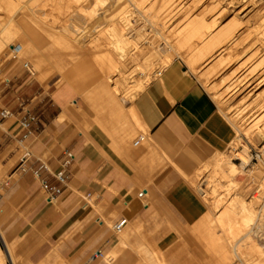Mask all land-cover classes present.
Returning <instances> with one entry per match:
<instances>
[{
  "label": "crops",
  "instance_id": "1",
  "mask_svg": "<svg viewBox=\"0 0 264 264\" xmlns=\"http://www.w3.org/2000/svg\"><path fill=\"white\" fill-rule=\"evenodd\" d=\"M44 58L36 65L39 74L49 68V64L61 74L70 67L57 53L46 52ZM10 83H5L0 92ZM19 90L17 88L12 94L7 92L1 98L2 107L10 108L11 116L0 124L14 118L2 137L20 141V137L10 135L16 123L28 115H35L37 119L30 124V134L22 142L30 140L37 152L49 154L46 159L33 152L28 159L21 158L18 166L24 169L17 166L12 175L19 174L20 178L14 180L13 188L0 201L3 207L0 214L4 215L11 211V202L17 197L24 200L21 211L25 216L16 225L17 238L22 239L19 244H29L32 240L29 233L37 229L48 235L43 241L38 238L37 252L44 254L61 249L65 264H70V259L83 258L95 245H99L103 256L93 264H108L103 261L106 250L110 252L109 264L114 263L115 253H120L125 264H143L153 253L148 246L173 254L176 246L182 244L176 231L195 224L206 210L184 175L195 173L212 152L225 150L235 138L233 126L203 85L185 67L174 62L128 104L129 107L133 104L145 125L149 146H140L141 141L135 144L127 140L136 127L126 114L118 119L112 109L110 116L115 118L94 116L91 122L80 114L77 116L71 107L78 103L77 93L67 83L48 90L28 83L21 94H17ZM24 93L29 94L27 103ZM125 118L124 121L132 125L122 120ZM65 149L71 150L76 159L66 170L67 187L49 201L40 179L58 184L53 174L61 168L60 158ZM42 164L47 169L42 167L39 178H35L32 171ZM181 170L185 174L181 172V175ZM71 184L89 200L95 196L94 205H75V190ZM147 197L150 203L144 202ZM97 207L103 209L102 215L97 214ZM93 213L97 214L94 218ZM113 214L118 215L115 222L127 218L125 228L131 223L123 241H118L115 233L105 235L107 221L103 217ZM1 217L3 240L1 237L0 240L13 263L7 250L10 246L7 236L15 246L16 242L9 232L5 233ZM138 227L140 231L136 232ZM75 228L77 234L71 236ZM146 228L157 231L148 233ZM0 249L3 251L1 246ZM3 253L0 264H6Z\"/></svg>",
  "mask_w": 264,
  "mask_h": 264
},
{
  "label": "bare ground",
  "instance_id": "2",
  "mask_svg": "<svg viewBox=\"0 0 264 264\" xmlns=\"http://www.w3.org/2000/svg\"><path fill=\"white\" fill-rule=\"evenodd\" d=\"M3 1L6 3L8 0ZM51 1L52 2L50 5H52L51 8L53 9L51 10L53 13L55 11L62 13L63 9L66 11L68 10V12L70 11L69 8L71 6L63 4V1L61 2L58 0L62 4L58 1L56 2V0ZM201 1L202 0H87L88 3L91 2L93 4L91 5L90 3L93 8L90 6L91 8L89 7V9L86 11H84L82 8L81 10L90 15L89 19L92 20L94 18L93 16H97V18L99 17L100 22L101 20H105L104 22L102 21L103 23L109 22V24L102 23L101 26L104 25L103 27H99V24L98 26L96 25L97 28L99 27L98 29H96L94 26L95 34H97L93 37L91 34H89V31L85 30L88 25L87 19L85 24L82 21L84 26L82 24L81 26L76 25V22L78 21L74 22V20H72L75 24L72 23L70 17H67L70 19L67 22L71 21V24L68 23L69 25L65 24L62 20L57 19V16L53 19V21H50L48 17L50 13L48 14L44 8L39 9L33 6L31 8L32 17L30 19L25 17L21 18L20 26H22V28H26L25 32H27V36L26 38H22L19 41L16 40L18 31H16V29L12 30L13 24H11L10 21L3 22L0 18V52L4 51L7 47L10 49V52H13V41L22 46L27 42L28 47L24 49L26 46L24 45L21 53H15V55L21 56V54L27 55L30 53V56H32L31 60L33 59L31 62L35 63L34 65H37L38 62H43L45 60V54H42L43 52L40 51L39 47H41L43 43H45L46 47L47 43L41 39V37L37 36V34L34 32V29H37V32L39 30L41 33L48 30L49 32H46L45 34H51L52 38L57 43L62 45V47L64 46L63 48L68 47L69 49L68 51L66 50L67 52L70 50L68 56H70L71 59L69 60L73 62L70 64L67 72L63 73L66 77L65 80L69 81L68 79L79 77L83 80H92L90 82L95 83L102 80L111 82V92L114 96H117L119 102L117 106L114 104L115 107L113 105L112 108L115 110V114H117L118 119L120 117H124L126 114L128 115L127 117L133 120H130L131 122L139 124L138 127L142 126L146 133L147 129L145 125L142 124V121L133 104L130 107L127 106V110L125 109L126 107L123 105L122 101L123 99L127 100V98H132L134 100L143 90L146 89L149 80H151L155 74L160 75L161 72H163L169 65L172 64V58L182 57L188 68L194 71H203L202 73L200 72V78L202 79L201 81L209 86L214 97L219 101L221 107H224L225 110H227L229 113H232V115L229 114V116H233L236 130L241 131L243 128L246 132H249L256 129V131L258 130V132L264 138V111L258 113L259 108L264 105V88H261L260 85L261 82L264 81V41L263 46L261 45V47H257L259 45L255 44L258 41L262 42L264 39V32L260 31L264 26V18L261 20L262 27L259 28V31H257L254 36V32L252 33V36L255 37L254 40L248 43L246 42L248 35L243 37L245 30L241 31L247 26L248 23L244 25L242 24L243 26H241L239 25L240 22L238 20L237 22L234 20L226 25L221 21H217L219 17H216V19L214 18L212 23H207L202 18L201 20L194 17L195 13L193 15V12H191V8L193 7L192 4ZM257 1L207 0V3L203 2L202 4H198L199 6L201 5L200 8L203 7V10L208 9L209 6H211L212 9H216L218 7L216 15H220L222 12L224 13L227 8V3L230 2V4L233 5L231 8L236 11L237 16H241V14L244 13L246 14L245 17H247L254 11L256 5L253 6L252 4L257 3ZM0 2L2 1L0 0ZM251 5L252 7H250ZM131 7L132 9H130ZM200 8L199 11H202ZM85 13L83 14L81 11L79 13L78 11L72 10L71 16L75 14L80 17L79 19L85 20ZM78 16L76 18H78ZM243 18V16L240 17L242 21ZM210 19H213V17ZM140 20H142L143 24L148 26L147 29L143 26L140 27ZM97 23H99V20ZM251 26L250 28H252ZM43 36L45 37V35ZM48 40H50V38ZM51 44L57 47L56 43L52 42ZM57 48L59 49V47ZM49 49H51V54L56 53L53 47ZM259 51L262 52L261 56H257L260 53ZM63 52H61V54ZM139 52L142 53L141 58L143 59V62L141 63V59H139L136 64L130 67L131 65H129V62L131 61L129 59L131 55L136 56V54ZM247 53H251L249 57H247L251 60L254 59L253 63H255L260 58L261 59L255 63L256 65L254 66L251 65L250 67L246 68L245 64V67H241L242 65L240 63V59H242L244 54L247 55ZM165 55L170 56V58L165 57ZM58 56L62 57L60 54H58ZM23 57L26 58V56ZM75 57L77 58L75 59ZM160 58L164 59L163 63H159ZM78 63L80 65L85 64V69L79 75L77 73L76 75L74 73V69ZM242 68L243 71H240ZM62 78H64L63 75ZM84 87L86 88V85ZM259 97H261V100H263L262 105L259 104L261 103ZM124 110H127L128 112L125 111V113ZM122 120L126 121V118ZM127 121H129L128 118ZM247 121H249L247 123L248 125L246 124L248 127L244 126L241 128V126ZM250 122L253 123L251 124ZM123 128H125V126ZM134 132L135 131L133 130L132 133ZM130 137L134 138L132 134ZM238 137L239 134H236L235 138H237V140ZM129 139L130 138H127V140ZM259 153L264 154V144L259 147ZM225 154L226 153H221L217 158H212V161L214 160L212 168L214 173L212 171L213 174H209L208 178V182L211 183L210 185L212 186L208 192V195H210L208 197L211 198L208 199L210 200L209 202L211 203L210 205L212 208H209V210H211L208 212V207L206 204L207 202L202 200L205 204L206 210L203 213V216H200L201 218L199 222H203V225H205L204 227L207 233L206 236H208L209 240L211 238L210 241L213 244H216V241H218V239L220 240L222 237L221 236L217 238L214 235V228L216 226H220L221 230L223 231L227 227L228 231L225 233L226 236L229 235L232 238H235V243L227 241V243H220L221 245H219L220 248L218 247V249H216V246L210 247L214 253L216 252L217 254L219 252L218 255L220 258L217 255L219 264H229L230 262H233L235 256L243 264H264V242H261L259 239L262 237V235H264V232L261 230L264 225V212H262L264 211V205L261 207L259 212L256 210L257 206L256 208L254 206L255 201L257 199L260 200L257 191L261 190H253L254 192H251L252 198L249 200L247 198L245 199L241 193L232 188L235 184L231 183L241 182V180L238 182L237 179H235V175L241 171H244V166L250 162V156L247 154L245 149L240 150L235 147L233 151V158L241 160V164H238L233 162L232 159ZM257 166L259 167L260 165ZM257 166L254 165V167L249 169V175L251 173L253 174L254 171L258 169ZM197 170V173H199V169ZM259 170H261V168ZM263 171L264 167L261 171L264 176ZM181 172L182 170L180 171V174ZM193 174L194 172H192V174L189 176L192 177V179H196L198 176L196 173V176ZM217 174H221L222 176ZM189 176L187 175V177ZM204 177L205 175L203 176V179H206V177ZM227 177L229 179H225ZM224 179L226 181L228 180L225 184L224 182L226 181ZM230 179L231 182L229 181ZM263 179L264 178H262V180ZM261 182L263 183V181ZM237 185L238 184H236V186ZM258 187L263 188V186ZM220 189L226 190L225 195H231L232 198H216L215 193L220 192ZM232 189H234L233 193ZM220 195L221 194H219V196ZM260 196L263 197L262 195ZM199 198L201 199V197ZM200 208L202 209L203 207ZM255 220L257 221V229L255 230L252 228H247L251 223H255ZM135 231L139 232V227ZM254 234H258V239L254 238ZM217 244H219V242ZM207 245H209V243H207ZM7 250L10 254H12L11 247L9 245L7 246ZM139 251L140 250H136L135 252ZM3 254V251L0 249V261L3 260ZM160 254L161 255L159 258L161 257V264H171L163 252H160ZM173 264L184 263L178 259V261H175Z\"/></svg>",
  "mask_w": 264,
  "mask_h": 264
},
{
  "label": "rangeland",
  "instance_id": "3",
  "mask_svg": "<svg viewBox=\"0 0 264 264\" xmlns=\"http://www.w3.org/2000/svg\"><path fill=\"white\" fill-rule=\"evenodd\" d=\"M1 1L2 2H0V18L2 19L3 22H9L10 21L11 24H13L12 30L16 29V31H18V34H19V35L17 34V36H16V40H18V41L20 39H22V38L23 39L26 38V36H27L26 35L27 32H25L26 28H24V27L22 28V26H20V22H21V18L22 17H25L27 19H30L32 17L31 8L33 6L39 8V9L40 8L41 9L44 8L48 12V14L50 13L49 16H48L50 21H53V19L57 16V19L62 20L65 24H68V23L71 24V21L74 20V22L78 21V22H76V25H80L81 26V24H82L84 26V24L86 22V19H87L88 25L85 28V30L89 31V34H91L92 37L97 34V33L95 34L94 26L96 27V25L98 26V24L100 25L99 27H103L104 26V25L103 26H101V25H102V23L105 20H101V22H100V19H99V17L97 18V16L96 17L93 16L95 18V20H94V18L92 20H90L89 19L90 15L88 13L86 14L84 12V11L88 10L91 5H93L91 2L88 3L87 0H60L61 2L63 1V4L71 6L69 8V10H70L69 12H68V10L66 11L65 9H63L62 13H60L59 11L58 12L55 11L54 13L52 12L51 9H53V8H51L52 5H50V3L52 2L51 0H22V1H20V0H8L6 3H4L5 1H3V0H1ZM57 1L58 0H56V2ZM60 1H58V2L61 3ZM255 1H257V0H255ZM56 2H54V3H56ZM203 2L207 3V0H202L201 2H197V3L195 2V4H192L193 7L194 6L197 7V8L194 7L196 9V11H195V9L193 7H192L193 9L191 8V12H193L192 14L194 15V13H195L194 17H196L198 19L202 18L207 23H212L214 21V18L216 19V17L217 18L219 17L217 21H221L223 24H226V25H228L230 22H232L234 20H235V22H237V20H238L240 22V23L239 22L238 23L241 26H243L244 24L248 23L247 26L241 30V31L245 30V32H244L245 34L243 33L244 34L243 37L248 35L247 36L248 39L246 38L247 41L245 40L248 43H250V42H252L254 40V38H255V37H253L254 34L257 31H259V28L262 27L261 20L264 18V0L263 1L259 0V1H257V3H255V4L253 3L252 4L253 6H255V5L256 6H255L254 11L251 14H249V16L245 17L246 14L242 13L241 16L244 17L243 21L240 19L241 16H237L236 15V11H234L231 8V7H233V5H231L230 2L227 3V8L224 11V13L223 12L221 13L222 15L221 14L220 15H216L218 7L216 9H212V7L209 6V8L206 9V10H203V7L200 8L201 5L199 6V4L200 3L202 4ZM90 3H91V5H90ZM24 4H25V6H24ZM61 4H59V5H61ZM125 4H127V3H125ZM77 5H79V6H77ZM221 5H223V4H221ZM252 5L250 7H252ZM5 6H6V8H5ZM198 7L200 9H202V11H199ZM81 8L84 11L81 10ZM130 9H132V7ZM211 9L213 10V12H212ZM72 10L78 11L79 13L81 11L83 14L85 13V20L79 19L80 17L78 15H75V14L72 15L73 17H75V18H73L71 16V11ZM197 14H199V15H197ZM206 15L209 16L210 18L213 17V19H210ZM77 16H78V18H76ZM67 17L68 18L70 17L71 21L67 22L68 20H70ZM78 19L81 20V21H79ZM251 19H252V21H251ZM98 20H99V23H97ZM82 21L84 22V24H83ZM74 22L72 21V23H74ZM80 22H82V23H80ZM89 24L92 27H90ZM103 24H109V22H106V23H103ZM139 25H140V27L143 26L146 29L148 28V26L146 24H143L142 20L139 21ZM250 26L252 28H250ZM87 28H89V29H87ZM90 28H92V29H90ZM98 28L96 27V29H98ZM233 28H231V29H233ZM260 31L264 32V26H263V28ZM34 32L37 34V36L41 37V39H43L47 43L46 47H45V43H43V45L41 47H39L40 51L43 52L42 54H45L46 52H51V49H49V48L53 47L54 51L57 54H60V55H62V57L65 58L66 66L70 65L73 62V61L69 60V59H71L70 56H68L70 50H69V52H67L69 48L68 47L67 48H63L64 46L62 47V45L57 43L52 38L51 34H45L46 32H49L48 30L46 32H43L44 34L39 32V30H38V32H39L38 33L37 29H34ZM252 33H253V36H252ZM42 34L45 35V37ZM23 35H25V36H23ZM48 37L50 38V40L52 42L56 43L57 47H59L61 52L64 51L62 54H61L60 50L55 45L51 44L52 42L50 40H48L49 39ZM250 38H252V39H250ZM263 41H264V39L262 40V42L258 41L255 44L259 45L257 47H261V45L263 46ZM14 44H15V42L13 41L12 46ZM24 45H26V46L24 47ZM24 45L22 46V45L19 44L20 48L18 49V51L10 52L9 51L10 49L7 47L4 51L0 52V60H1V62H0V91L4 87L7 79H10V82H11L10 85L8 87H6V89H4L3 92H0V108L2 107L1 98L5 95V93L9 92V93L12 94V93H14L15 90H17V88H20V90L18 91L17 94H21L28 83H30V84L32 83V86H43L46 90L50 89L51 87H59L63 83H67L77 93L75 95V98H76V100H78V103L71 105V107L75 110V113H76L77 116L80 114L83 117V119H86L87 122H91L94 116H99V117H104V118L109 116V118H111V119L116 117V116H113V115L110 116V114H113V113H111L113 105L115 104L117 106V104H119L117 96H114L112 94V92H111V85H112L111 82H107L105 80H102L100 82H96L95 83V82H90L92 80H83V79H81L79 77H74L72 79H68L69 81H66L65 80L66 79L65 74H61V73H59L57 71L55 72V70L51 67L50 64H49V68L43 70V72L41 74H39L36 65H34L35 63L31 62V61H33V59L31 60L32 56H30L31 55L30 53H28L27 55H22L21 54V56L15 55V53H21V51L23 50V47H24V49L28 47V43L27 42ZM51 45H53V46H51ZM260 53L257 56H261L262 52H260ZM250 54L251 53H247V55L244 54L242 56V59H240V63L242 65L241 67H245L246 66V68H248L251 65L254 66V65H256L255 63H257L261 59L260 58L255 63H253L254 59L251 60L250 58H248ZM6 55L8 56V58H7ZM23 56H26V58L23 57ZM141 57H142V53L141 52L137 53L136 56L131 55V57L129 59L131 61V62H129V65H131L130 67H132L134 64H136L139 61V59H141V63H142L143 59ZM165 57L170 58V56H168V55H165ZM243 57H244V59H243ZM245 57L247 58V60H246ZM29 58H30V60H29ZM76 58L77 57H75V59ZM75 59H72V60H75ZM241 60H243V61H241ZM163 61H164V59L160 58L159 63H163ZM245 61H246V63H245ZM174 62H176L178 64H181L183 67H185V69L188 70L203 85V87L207 90V92L211 95L213 100L216 102L220 112L227 118V120L233 126L234 131H235V136H236V134H239L238 140H237V138H234L232 140V142L229 144V146L224 150V152L222 150V151H219V152L218 151H214V152L211 153L210 158L207 159L198 168L199 169V173H197L198 170L195 172L196 175L198 176L196 179H194V178L192 179V177H190V176H189L190 178L185 176L187 181H188V183L193 187V189L196 192H198L197 194L201 197V199L203 201L207 202L206 204H207L208 212H209L211 210V209L209 210V208H212V206L210 205L211 203L209 202L210 201L209 199H211V198L208 197V196H210V195H208V192L210 191V189H211L210 187H212V186L210 185L211 183L208 182L209 181L208 178H209V174L211 175V174L214 173V171L212 169L214 160L212 161V158L213 159L217 158L221 153H223V154L226 153L225 155H227L229 158H231L233 162L241 164L240 163L241 160H239V159L237 160V159L233 158V151H234L235 147H237L240 150H244L245 149L247 151V154L250 156V162H249V164L244 166V168H245V169L243 168L244 171H241V172L237 173V175H235L236 176L235 179H237L238 182L241 180V182L240 183H237V182L234 183V182H231V179L229 181L232 184H235V185H233L232 188L236 189V191L241 193V195H243L245 197V199L247 198V199L250 200L252 198L251 197L252 196L251 192L253 190H255V189L261 190V191H257V193L259 194L258 197H259L260 200L257 199L255 201V205H254L255 208L257 206L256 210H257V212H259V210H261V207H263V205H264L263 204L264 203V200H263L264 199V179L262 180V178H264V176H263V174L261 172L263 170V167H264V154L259 153V147H261L264 144V138L258 132V130L256 131V129H254L252 131H249V132H246L242 128V127L246 126V124L249 121L245 122L241 126V128H242L241 131L236 130V126H234L235 125V120L233 119V116L232 117L229 116V114L232 115V113H229L227 110H225L224 107H221L219 101L214 97V95H213L212 91L210 90L209 86L206 83H204L203 81H201L202 79L200 78V76H201V73L203 71H200V70L194 71V70H191L190 68H188L186 66V64L184 62V59L182 57L172 58V63H174ZM25 64H28V66H30V71L26 67H24ZM84 65L85 64L80 65L78 63L75 66L74 73L75 74L77 73L79 75L81 72H83L84 69H85ZM246 68H244V69H246ZM64 70H66V69H64ZM240 71H243V68H242V70L240 69ZM62 75L64 76V78H62ZM158 76H159L158 74H155L151 78V80H149L147 86L152 81H154ZM78 79H80V80H78ZM85 85H86V88L84 87ZM87 85H88V87H87ZM260 85H261V88H264V81H262ZM90 86H92V87H90ZM81 92H83V93H81ZM23 96L26 99L25 102L27 103L29 101L28 100L29 94L28 93H24ZM132 100H133L132 98H127V100L123 99L122 103L126 107V106H128L129 103L132 102ZM259 100L261 101V103H259V104L262 105L263 100H261V97H259ZM115 105H114V107H115ZM263 111H264V105L259 108V112L258 113H261ZM13 120H14V118H10L5 124H0V164L2 165V166L0 165V201L2 199L6 198L7 192H9V190H11L13 188L14 180H19V178H20L19 174H15L14 176H12V175L16 171L18 163L21 160L23 155H25L27 152L30 151V152H33L36 156H38V157H40L42 159H46L49 156V154L46 153L45 151L37 152L33 148V146L30 145V140L29 141H25V142H20V141H15V140L12 141V140L3 138L2 137L3 133L6 131L7 127L12 123ZM250 123L252 124L253 122H250ZM134 125H135V127L137 126L136 127L137 131L134 132L135 134L134 133L132 134V136L134 138L129 137L130 141H132V143H134L140 136H143V139L141 140L139 145L140 146H149L150 143H149V139H148L146 131L142 128V126L138 127L139 124L134 123ZM246 127H248V126H246ZM236 131H238V132H236ZM254 165H256V166L260 165L259 167L261 168V170H259L260 168L257 166L258 169H256L253 174L251 173L249 175L248 171H249V169L254 167ZM203 169H205L206 171L203 170ZM212 171H213V173H212ZM195 173L193 175H195ZM258 173H261V174H258ZM263 173H264V171H263ZM204 175H205L207 180L203 179ZM217 175L222 176L221 174H217ZM256 175H258V176H256ZM256 178H257V180H256ZM225 179H229V178L227 177ZM189 180H190L191 183L189 182ZM227 181L224 182V184L227 183ZM259 181L260 182L263 181V183L262 182L260 183ZM259 183L262 184V185H260ZM236 184H238V185L236 186ZM235 186H236V188H235ZM258 186H261V187L263 186V188H260ZM71 188H73L75 190V196L73 198V203L75 205L81 206V205H83L85 203L90 204V205H94L95 196H93V198L91 200H89L88 198H86L83 195V193L78 192L74 185L71 184ZM234 189H232V193L234 192ZM220 192H216L215 193L216 198H220V197H225L226 198L227 197L226 199H230L229 197H231V195H228V194L225 195L226 194V190L220 189ZM242 193H244V194H242ZM219 194H221V195L219 196ZM260 195H262L263 197H261ZM144 202L150 203L149 198L147 197L144 200ZM23 204H24V200H22L21 197H17L13 202H11V211L8 214H4V215L0 214V216H2L1 217L2 218L1 226L3 227L5 233L7 234V232H9V235L11 237H13V240L16 242V246H15L13 244V242L10 240V238H8V236H7V240L10 243V247H11V251H12V254H11V257H12V260H13V263H12V261L8 257V254H7L6 250H5L6 246L4 248V246L2 245V242L0 240V246L3 249V251L5 252V255H6V258H5L6 264H65V261H64L65 258L61 254V249L55 250V251L51 250V251H48V252H46L44 254H40L39 252H37V249H38V246H39L37 244L38 240L40 239V241H43L44 239H46L48 237V235L46 233L39 232L37 229H34V230L31 231V233H29V237L32 238V240H31V242H29V244H25V245L19 244L22 239L17 238L18 237V233H19V229L16 227V225H17V222L19 221V219H21V218H23L25 216V213L21 211L22 210L21 207H22ZM0 208H3L1 204H0ZM102 210L103 209L101 207H97L96 208L97 214L102 215L101 214ZM262 212H264V211H262ZM97 214L93 213V218ZM117 217H118V215H116V214H113V215H111V216H109L107 218L103 217V220L107 221V223L105 225V229L107 230V233L105 234L106 236L112 235L114 233L113 230H112V227H113V224L115 223V219ZM199 220L197 221L198 223L196 222L195 224H193L190 227L187 226V228L182 229L181 231H176V235H178L180 237V241L182 242L181 245L176 246V249H177L176 251H179L178 253H176V251L175 252L173 251V254L168 255L172 251L164 252L162 250L160 251L159 249H156V250L153 249L154 246H148L149 248H151L150 251L153 252L154 254L150 252L151 253L150 259H148V260L145 259V261H143V264H146L145 262H148L147 264H161V261H160L161 257L159 258V256L161 255L160 252L161 253L163 252L169 258V262L171 264H173L175 261H178V259H179V261L181 260V262L184 263V264H215V263L219 264L218 263V257H217L219 252L217 254H216V252L214 253V251H212L210 247L211 246H216V249H218V247L220 248L219 245H221L222 243H227V241H231V242L235 243V238H232L229 235L226 236L225 233L228 231L227 227L223 231V230H221L220 226H218V227L216 226L214 228V235L217 238H219L221 236L222 237L220 238V240L218 239V241H216V244L218 242H219V244H217V245L213 244L210 241L211 238L209 240L208 236H206L207 233H206V230H205V227H204L205 225H203V222L200 223ZM254 222L255 223H251L249 225V227H247V228H252V229L256 230L257 229V221L255 220ZM253 225H255V226H253ZM130 227H131V223H129L128 228H125V229H123L122 232L116 234V237H117L118 241H123L122 237H124V235L126 234L127 230H129ZM77 230L78 229L75 228L73 230V233H72L71 236L77 234ZM145 230L148 233H150L151 231H153V232L157 231L155 229L149 230L147 228ZM145 230H143V231H145ZM261 230L264 232V225L261 228ZM170 235L173 236L174 234L171 232ZM257 235L258 234H254L253 235L255 239H258ZM0 237H1V234H0ZM1 239H2V237H1ZM259 239H260L261 242H264V235H262V237L259 238ZM207 243H209V245H207ZM98 247H99V245L93 246L91 251H90V253H88L86 256H84L81 259H78L76 261L73 260V259H70V261H71L70 264H83V263L87 262V260L90 257V255L95 250H97ZM15 249H17L18 251L17 250L15 251ZM22 249H25V250L22 251ZM119 254L117 255L115 253V255H114V263L113 264H125V261H122L120 259L121 256L119 257ZM219 258H220V256H219ZM233 258H234V255H233ZM109 259H110V252H109V250H106L103 261H105V262H107L109 264ZM174 259H177V260L174 261ZM159 261H160V263H159ZM91 264H93V263H91ZM229 264H243V263L240 260H238L237 257L235 256L233 262H230Z\"/></svg>",
  "mask_w": 264,
  "mask_h": 264
},
{
  "label": "built area",
  "instance_id": "4",
  "mask_svg": "<svg viewBox=\"0 0 264 264\" xmlns=\"http://www.w3.org/2000/svg\"><path fill=\"white\" fill-rule=\"evenodd\" d=\"M14 51H18L19 44L15 43L12 46ZM24 67H26L29 71H30V66H28L27 64L24 65ZM10 79L6 80V83H9ZM9 116H11V109L8 107H1L0 108V123L5 120L6 118H8ZM37 119V117L35 115H28L27 117L21 119L20 121H18L16 123V128L15 130L10 134L13 138H18L20 137V141H24L27 139L28 135L30 134L29 131V127L32 121H35ZM143 139V136H140L134 143L138 144L141 140ZM30 151L27 152L25 155H23V159L26 160L30 157ZM76 156L75 154L68 149H65L62 152V156L60 158L61 161V168L55 173L53 174V176L55 177V179L58 181V184L53 185L50 184L48 182V180L46 179H40L41 182V186L43 189V192L47 198V200L52 201L54 200L57 196H59L64 189L67 187L68 185V176L66 174V170L67 168L73 164V162L75 161ZM21 167L22 169H24V167H22L21 165L18 166ZM44 167L45 169H47L45 164H42L40 168L34 169L32 171V175L35 178H39L40 176V169ZM128 224V220L127 218H120L118 219L112 227V230L115 234H118L120 232L123 231V229L126 227V225ZM103 256V251L100 249L95 250L90 257L88 258L87 262L83 263V264H91L93 263L95 260H97L98 258Z\"/></svg>",
  "mask_w": 264,
  "mask_h": 264
}]
</instances>
